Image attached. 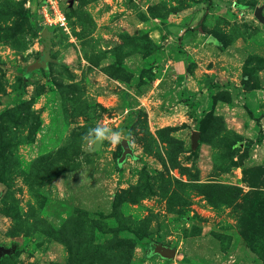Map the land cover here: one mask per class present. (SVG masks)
<instances>
[{
	"label": "rangeland",
	"instance_id": "obj_1",
	"mask_svg": "<svg viewBox=\"0 0 264 264\" xmlns=\"http://www.w3.org/2000/svg\"><path fill=\"white\" fill-rule=\"evenodd\" d=\"M0 244V264H264V0H0Z\"/></svg>",
	"mask_w": 264,
	"mask_h": 264
},
{
	"label": "water",
	"instance_id": "obj_2",
	"mask_svg": "<svg viewBox=\"0 0 264 264\" xmlns=\"http://www.w3.org/2000/svg\"><path fill=\"white\" fill-rule=\"evenodd\" d=\"M69 1H72V0H69ZM255 14L259 15L258 8L255 9ZM49 48H50V40L45 39L43 41L42 51L40 53L39 58L36 61L35 67L45 68L47 61H49L51 59L49 56ZM192 137L193 138L196 137V132H193ZM101 140H102V135L97 134L95 136V144H94L95 147L99 146ZM122 146H123L124 153H125L128 149L127 143L125 140L122 141ZM124 153H123V156H124ZM11 251H12V248H9V247L7 248V247L0 244V258L5 254H9ZM152 253L158 254L159 256H161L165 259H170V258H173L175 256V249L159 243V244H154V247L152 249Z\"/></svg>",
	"mask_w": 264,
	"mask_h": 264
},
{
	"label": "built area",
	"instance_id": "obj_3",
	"mask_svg": "<svg viewBox=\"0 0 264 264\" xmlns=\"http://www.w3.org/2000/svg\"><path fill=\"white\" fill-rule=\"evenodd\" d=\"M49 3H50V9L48 11H50L51 16H47V17L45 16L46 17L45 23H47L48 25L57 24L59 26L64 27L65 26L64 16L62 15V13L60 12V10L58 9L55 3L54 4L52 2Z\"/></svg>",
	"mask_w": 264,
	"mask_h": 264
},
{
	"label": "trees",
	"instance_id": "obj_4",
	"mask_svg": "<svg viewBox=\"0 0 264 264\" xmlns=\"http://www.w3.org/2000/svg\"><path fill=\"white\" fill-rule=\"evenodd\" d=\"M44 40H45V39H44ZM44 40H43V41H44ZM213 42H214V43H217L215 40H213ZM42 44H43V42H42ZM243 240H244L246 246L249 247V248H251V246H252L251 234H250V235H246V234H244V235H243Z\"/></svg>",
	"mask_w": 264,
	"mask_h": 264
},
{
	"label": "crops",
	"instance_id": "obj_5",
	"mask_svg": "<svg viewBox=\"0 0 264 264\" xmlns=\"http://www.w3.org/2000/svg\"><path fill=\"white\" fill-rule=\"evenodd\" d=\"M172 26H174V25H172ZM168 28H170V26H167V30H168ZM171 29V28H170Z\"/></svg>",
	"mask_w": 264,
	"mask_h": 264
}]
</instances>
